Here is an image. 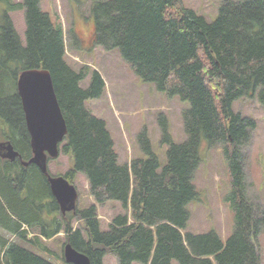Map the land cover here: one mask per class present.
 <instances>
[{
  "label": "trees",
  "instance_id": "trees-1",
  "mask_svg": "<svg viewBox=\"0 0 264 264\" xmlns=\"http://www.w3.org/2000/svg\"><path fill=\"white\" fill-rule=\"evenodd\" d=\"M22 10L24 38L10 15ZM91 14L88 51L119 50L144 83L187 102L182 115L187 140L175 142L168 118L160 115L166 163L146 129L137 137L143 157L120 163L106 122L85 107L104 95L102 75L87 65L80 70L70 65L64 29L41 0H0V142L19 154L14 161L0 156V264H53L14 238L47 250L46 242L62 231L66 244L90 264H105L107 255L119 264H261L264 207L249 196L243 152L257 124L233 105L244 97L264 105V0H226L212 22L184 0H99ZM28 70L51 75L68 130L62 151L73 157L65 179L70 184L80 174L87 179L96 203L90 208L63 214L47 177L29 163L31 139L17 90L18 77ZM204 141L222 144L228 162L234 231L226 241L216 231L186 232L188 207L199 199L194 179ZM111 202L124 213L103 231L97 206Z\"/></svg>",
  "mask_w": 264,
  "mask_h": 264
},
{
  "label": "rangeland",
  "instance_id": "rangeland-1",
  "mask_svg": "<svg viewBox=\"0 0 264 264\" xmlns=\"http://www.w3.org/2000/svg\"><path fill=\"white\" fill-rule=\"evenodd\" d=\"M13 1L21 3L23 0ZM96 1L99 0H41V6L54 23H61L64 29L66 56L70 65L78 70L83 66H90L97 69L104 78L106 92L99 99L88 100L85 107L106 122L120 163L124 164L131 158L143 157L137 137L146 129L154 152L164 165L168 147L161 144L162 135L158 118L160 115L168 118L174 141L182 143L187 140L182 115L183 111L190 106L178 98L168 97L167 94L156 91L154 85L144 83L134 73L129 63L122 58L119 50L107 52L97 47L88 51L94 34L91 8ZM225 1L184 0V3L188 8L212 22L217 19L219 8ZM10 15L18 33L24 38L25 11L12 12ZM75 36L78 37L80 50L74 45L76 44ZM89 82L90 77L82 84V87L86 89ZM233 110L243 117L254 119L257 124L250 142L243 149L244 171L250 198L258 206L264 207V105H261L257 98L244 97L234 103ZM199 155L201 165L194 179L199 199L188 207L191 218L186 232L205 234L216 231L226 241L234 231V216L227 199L231 191L224 146L222 144L210 146L204 141L200 145ZM72 165V155L64 153L61 148L60 155L49 161L48 167L52 175L59 176L64 175ZM76 188L80 196L78 203L80 208H90L96 204L84 176H78ZM97 207L103 231L108 230L115 216L124 213L121 204L116 202ZM74 227H77V221H74ZM31 232L38 233V231ZM30 237L29 235L28 238ZM14 242L53 264H67L63 253L66 243L64 233L46 242L47 250L22 239L14 238ZM258 247L261 264H264V231L260 236ZM105 264L119 263L114 256L108 255L105 258Z\"/></svg>",
  "mask_w": 264,
  "mask_h": 264
},
{
  "label": "water",
  "instance_id": "water-1",
  "mask_svg": "<svg viewBox=\"0 0 264 264\" xmlns=\"http://www.w3.org/2000/svg\"><path fill=\"white\" fill-rule=\"evenodd\" d=\"M17 90L31 139L33 158L30 163L48 178L63 213L72 212L76 209L78 199L76 188L63 177H52L48 171V157H58L59 146L68 133L51 75L45 70L24 71L18 77ZM0 156L14 161L19 154L7 142L0 143ZM64 257L68 264H90L88 257L70 244L65 246Z\"/></svg>",
  "mask_w": 264,
  "mask_h": 264
}]
</instances>
